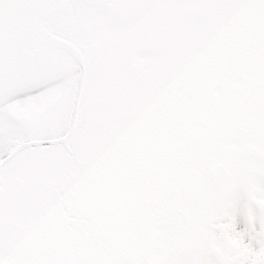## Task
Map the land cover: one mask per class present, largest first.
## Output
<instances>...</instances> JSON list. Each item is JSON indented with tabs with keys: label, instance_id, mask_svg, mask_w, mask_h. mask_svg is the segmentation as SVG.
<instances>
[{
	"label": "snow or ice",
	"instance_id": "6c2138e0",
	"mask_svg": "<svg viewBox=\"0 0 264 264\" xmlns=\"http://www.w3.org/2000/svg\"><path fill=\"white\" fill-rule=\"evenodd\" d=\"M0 264H264V0H0Z\"/></svg>",
	"mask_w": 264,
	"mask_h": 264
},
{
	"label": "water",
	"instance_id": "95a60500",
	"mask_svg": "<svg viewBox=\"0 0 264 264\" xmlns=\"http://www.w3.org/2000/svg\"><path fill=\"white\" fill-rule=\"evenodd\" d=\"M72 13L45 14L44 22L40 29L28 30L11 49V71L13 74L28 69H40L51 78L60 79L68 66L69 51L81 59L79 50L73 43L64 38L67 24L63 18L73 16Z\"/></svg>",
	"mask_w": 264,
	"mask_h": 264
}]
</instances>
